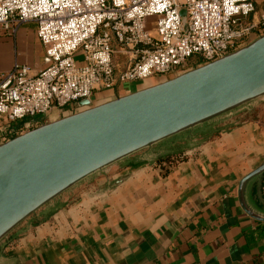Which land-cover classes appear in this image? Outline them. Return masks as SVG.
Segmentation results:
<instances>
[{"label": "crops", "instance_id": "obj_1", "mask_svg": "<svg viewBox=\"0 0 264 264\" xmlns=\"http://www.w3.org/2000/svg\"><path fill=\"white\" fill-rule=\"evenodd\" d=\"M8 41L13 62L0 72L17 61L35 74L43 68L45 48L36 35L20 33L14 46ZM116 56L121 72L125 58ZM162 78L98 91L92 107L174 77ZM83 110L73 106L45 121ZM222 117L77 183L28 217L24 229L15 228L13 248L0 243V264H264V223L256 220H264V174L239 194L241 180L264 163V126L238 130ZM167 158L175 162L159 164Z\"/></svg>", "mask_w": 264, "mask_h": 264}, {"label": "built area", "instance_id": "obj_2", "mask_svg": "<svg viewBox=\"0 0 264 264\" xmlns=\"http://www.w3.org/2000/svg\"><path fill=\"white\" fill-rule=\"evenodd\" d=\"M28 23L45 48L44 65L35 74L17 61L0 74V145L98 91L175 78L250 45L264 36V7L257 0H0L5 33Z\"/></svg>", "mask_w": 264, "mask_h": 264}, {"label": "water", "instance_id": "obj_3", "mask_svg": "<svg viewBox=\"0 0 264 264\" xmlns=\"http://www.w3.org/2000/svg\"><path fill=\"white\" fill-rule=\"evenodd\" d=\"M262 97L264 36L223 59L103 105L83 100V111L7 141L0 145V241L82 180ZM262 174L264 163L241 180L240 196L247 181Z\"/></svg>", "mask_w": 264, "mask_h": 264}, {"label": "rangeland", "instance_id": "obj_4", "mask_svg": "<svg viewBox=\"0 0 264 264\" xmlns=\"http://www.w3.org/2000/svg\"><path fill=\"white\" fill-rule=\"evenodd\" d=\"M155 21V19H150L149 20V29L152 30L153 29V22ZM20 33H24L27 35H31V36H37L36 33V25L33 23H28L23 25L17 34H11V33H5L1 28H0V71L8 68L13 60H12V54L9 51V49L7 48L8 46V40H11L10 43L16 45V41L18 40V37L20 36ZM9 38V39H8ZM24 53V52H23ZM26 53V52H25ZM15 55L16 52L14 50V60H15ZM24 56H27L28 54H23ZM118 56H114V59H116ZM15 62V61H14ZM190 67H195L194 64H191ZM6 73L4 72H0V74H4ZM171 77V76H168ZM165 77H163L162 79H164ZM100 92V91H99ZM96 94V93H95ZM94 94V95H95ZM221 120H227V124L232 127V128H237L238 130H244V128L250 127V129L253 128V125L256 123L258 125H263L264 126V97L259 98L257 100H253L251 102H248L234 110H232L230 113L223 115L222 118H220ZM219 120V119H218ZM5 125L1 124L0 125V129H3ZM262 126V127H263ZM201 137V136H200ZM110 167H107L105 169H103L102 171L96 173V174H104ZM22 224V225H21ZM20 225L23 226L24 229V222H22ZM19 225V226H20ZM17 228V227H16ZM15 230V229H14ZM11 231L5 238H3L0 243H5V245L7 246V248H13L15 246L14 242H10L9 240V236L11 234H14V232ZM18 234V233H17ZM24 230L23 232H21V235H24ZM7 251H5L2 255V257H4V254Z\"/></svg>", "mask_w": 264, "mask_h": 264}, {"label": "trees", "instance_id": "obj_5", "mask_svg": "<svg viewBox=\"0 0 264 264\" xmlns=\"http://www.w3.org/2000/svg\"><path fill=\"white\" fill-rule=\"evenodd\" d=\"M15 128L18 129L19 126L16 125ZM174 162H175V159H174V158H167V159H165V160H161V161H159V164H163V163L172 164V163H174Z\"/></svg>", "mask_w": 264, "mask_h": 264}]
</instances>
